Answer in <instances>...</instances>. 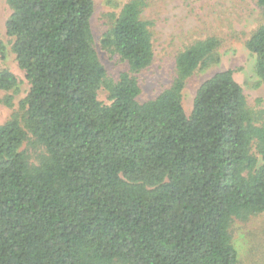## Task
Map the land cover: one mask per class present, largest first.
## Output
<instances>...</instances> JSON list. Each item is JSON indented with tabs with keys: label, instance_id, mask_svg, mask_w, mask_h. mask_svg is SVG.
<instances>
[{
	"label": "trees",
	"instance_id": "obj_1",
	"mask_svg": "<svg viewBox=\"0 0 264 264\" xmlns=\"http://www.w3.org/2000/svg\"><path fill=\"white\" fill-rule=\"evenodd\" d=\"M253 2L246 47L264 83V0ZM7 3L30 88L0 125V264H240L234 226L264 214V108L232 70L199 87L189 115L183 102L222 39L181 49L170 82L142 101L139 74L156 58L152 0H106L99 47L127 65L116 80L99 56L94 0ZM8 52L0 40V62ZM18 85L0 67V93Z\"/></svg>",
	"mask_w": 264,
	"mask_h": 264
},
{
	"label": "rangeland",
	"instance_id": "obj_2",
	"mask_svg": "<svg viewBox=\"0 0 264 264\" xmlns=\"http://www.w3.org/2000/svg\"><path fill=\"white\" fill-rule=\"evenodd\" d=\"M94 2L96 8L92 28L99 56L108 76L116 80L121 72L127 70V65L110 58L99 47V40L109 28L107 15L112 9L106 5V0ZM11 13L7 0H0V40L9 46L7 58L0 62V67L9 69L19 80L17 89L8 94L0 93V125L19 111L20 102L30 88L6 35V22ZM147 14L153 22L156 58L150 68L139 74L142 86L140 100L156 97L170 82L175 56L181 49L195 39L215 34L222 39L217 53L218 61L201 67L188 79L183 100L186 113H191L199 87L214 74L226 70L234 72V78L243 87L249 105L256 110L264 108V83L257 74V58L246 47L248 34L257 27L260 19L253 0H152ZM7 95L12 96L11 106L4 103ZM99 99L108 102L107 94L103 91L99 93ZM26 147L25 144L22 149ZM32 152L34 150L30 148L29 153ZM32 160L35 161V158ZM233 236L240 264H264V214L252 218L248 223H237Z\"/></svg>",
	"mask_w": 264,
	"mask_h": 264
}]
</instances>
